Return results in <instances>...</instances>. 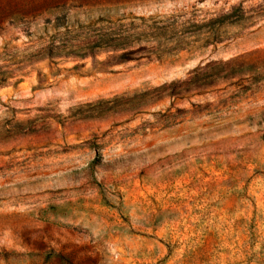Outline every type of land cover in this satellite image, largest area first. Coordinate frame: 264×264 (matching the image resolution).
Listing matches in <instances>:
<instances>
[{"label": "rangeland", "instance_id": "1", "mask_svg": "<svg viewBox=\"0 0 264 264\" xmlns=\"http://www.w3.org/2000/svg\"><path fill=\"white\" fill-rule=\"evenodd\" d=\"M0 264H264V0H0Z\"/></svg>", "mask_w": 264, "mask_h": 264}]
</instances>
